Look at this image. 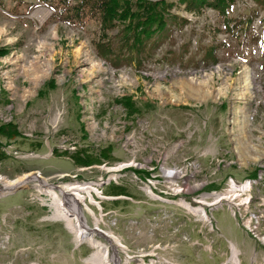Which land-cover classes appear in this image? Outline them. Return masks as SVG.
Listing matches in <instances>:
<instances>
[{
  "label": "rangeland",
  "instance_id": "obj_1",
  "mask_svg": "<svg viewBox=\"0 0 264 264\" xmlns=\"http://www.w3.org/2000/svg\"><path fill=\"white\" fill-rule=\"evenodd\" d=\"M3 2L0 47L8 46L10 53L0 56V123L13 121L21 135L7 142L0 134L8 155L0 160V175L14 180L39 173L51 184L92 181L106 196L94 192L102 212L86 203L103 217L99 227L126 246L117 251L122 263L130 257L128 264H235L228 261L233 243L240 264H264V245L238 225L226 205L212 211L199 202L211 191L209 184L223 189L229 176L243 179L264 167V20L256 3L238 0L231 11L235 19L259 11L253 30L238 35L225 30L213 9L196 15L177 5L173 12L189 22L174 32V42H165L142 68H118L97 55L95 19L81 27L53 18L52 10L38 2L32 11L29 0ZM189 41L198 60L200 47L220 44V61L194 65L188 57L184 62L163 59L169 49L178 51ZM51 78L56 87L39 95ZM190 84L199 92H190ZM124 96H132L140 112L128 115L115 101ZM107 146L111 158L89 167L76 165L69 155H54L55 149L73 154L86 148L100 156ZM121 163L132 165L110 183L126 187L129 196L118 197L116 204L107 195L110 183H96L106 181L112 175L108 168ZM189 163L197 168L185 174L186 190L172 183L183 177L163 178L162 170ZM135 169L145 172L137 175ZM34 183L41 181L0 193V264H87L94 248L88 242L75 246L65 220L52 217L55 205L46 187L38 190ZM181 200L204 206L213 224ZM86 216L93 227L92 216Z\"/></svg>",
  "mask_w": 264,
  "mask_h": 264
},
{
  "label": "trees",
  "instance_id": "obj_2",
  "mask_svg": "<svg viewBox=\"0 0 264 264\" xmlns=\"http://www.w3.org/2000/svg\"><path fill=\"white\" fill-rule=\"evenodd\" d=\"M19 4L26 0H14ZM28 10L32 11L38 2L52 10L55 19L62 20L69 24H77L83 27L88 19H95L98 23L99 37L94 42L97 55L104 59L113 67L137 66L142 68L146 62L153 59L158 49L165 43L175 40L174 32L181 30L189 21L187 18L173 12L177 5H184L187 12L196 15L204 14L207 9H213L218 16L223 19L225 30L233 35H238L237 31L249 32L253 30L252 20L259 14L253 10L246 19H235L231 17V11L238 0H29ZM57 1L59 3H57ZM263 12L261 20H264V0H252ZM0 5H4L0 0ZM242 25V26H240ZM246 25V26H244ZM245 28H244V27ZM259 36L254 35L253 40H258ZM191 41L183 44L178 51L169 49L163 56L164 60L171 62H184L185 57L194 65L203 63L209 65L211 62L217 64L220 61L218 49L220 44L211 43L202 46L201 59H196L190 53ZM10 53L8 46L0 47V56ZM162 60V59H161ZM56 87L55 78L47 80L39 90V95H46L49 90ZM117 103L122 104L132 116L140 109L132 96L116 98ZM0 134L7 138V142L19 137L21 132L13 121L0 123ZM40 145V144H39ZM0 160L8 155L1 148ZM112 147L107 146L101 149L100 156L92 155L86 148L78 149L70 154L67 150L60 152L54 150V155H69L74 163L79 166H89L99 163L102 158H111ZM145 172L143 169H135L138 175ZM256 170L250 173L255 176ZM147 174V172H146ZM220 186L211 183L206 189H218ZM107 195L129 196L128 189L122 185L110 183ZM115 203L118 200L115 199Z\"/></svg>",
  "mask_w": 264,
  "mask_h": 264
},
{
  "label": "bare ground",
  "instance_id": "obj_3",
  "mask_svg": "<svg viewBox=\"0 0 264 264\" xmlns=\"http://www.w3.org/2000/svg\"><path fill=\"white\" fill-rule=\"evenodd\" d=\"M40 10H36L35 14L39 16ZM49 64V62H48ZM39 67V66H38ZM38 69V68H37ZM35 69V70H37ZM49 65L43 72L44 75L49 74ZM37 72V71H36ZM38 73V72H37ZM41 75L42 74H38ZM251 72H246L245 82L247 87L250 84ZM209 78H212L211 76ZM190 92H199V88L190 84L188 85ZM209 89H206L208 93ZM205 91V90H204ZM205 91V92H206ZM210 93V92H209ZM206 94V93H205ZM244 151V150H243ZM109 173L111 172V176L108 175L106 181L96 183L97 185H101L104 183H110V180H114L116 177L118 178L120 173L119 171L122 169L117 168H108ZM163 176H167L168 178H172L174 176H178L177 168L175 169H166L162 170ZM137 177V175H135ZM181 181L177 180V183H182V188H179V191L186 190L189 188V182L185 181V176ZM34 179H39L41 183H34V187L38 190H42L43 186L44 191L48 193L50 198L52 199L51 203L55 205V212L52 215L53 218L63 219L66 222L67 227L74 232L76 245L78 246L80 243L88 242L93 248L94 251L87 259V264H128L130 257H128L124 263L121 262L118 256V249L125 250L126 246L121 242V240L116 237L110 231H103L99 227V222L103 220L102 216L96 215L93 209L89 206L90 204L99 205L97 200L95 199L94 192L98 189L94 183H81V184H51L46 181L39 173L27 174L23 175L14 180L5 179L0 175V193L6 194L13 192L18 187L27 186L28 183ZM152 184V179L150 180ZM264 184V173H261V169L257 170L255 176H249L242 181L234 182V190H249V196L246 198V210H256V206L259 205V196L257 188L261 187ZM197 185V184H196ZM186 186V189L184 188ZM148 192L152 194L154 197H158L154 194L150 188L147 186ZM233 192V183H227L226 187L221 189V196H230ZM202 200L199 201L201 203H207L208 200H220V191H205L202 194ZM88 199V205L86 200ZM180 204L184 207L188 208L190 211H193L196 214H199L203 219L211 222V216L207 213L204 206H192L188 202L181 200ZM54 207V206H53ZM86 213H89L93 220L94 226L90 227L88 225V219ZM242 223H249V213H242ZM95 234L101 235L105 237L109 244H104L101 240L95 237ZM257 240L264 245V236H257ZM239 250L236 245L231 243V255L228 258V261L234 262L235 264H240V260L238 258ZM226 264V263H224Z\"/></svg>",
  "mask_w": 264,
  "mask_h": 264
},
{
  "label": "built area",
  "instance_id": "obj_4",
  "mask_svg": "<svg viewBox=\"0 0 264 264\" xmlns=\"http://www.w3.org/2000/svg\"><path fill=\"white\" fill-rule=\"evenodd\" d=\"M134 159L132 160V162ZM130 163H121L117 166L110 167V168H117V169H126L127 167L131 166ZM196 165L189 163L185 166H176L178 171V176H185V174H192L191 169H193ZM89 167V166H86ZM91 167V166H90ZM256 169H261V173H264V167H257ZM63 176V175H62ZM121 177V176H120ZM245 176V178H247ZM165 180H168L167 176H163ZM243 178V179H245ZM151 180V179H150ZM142 181V180H141ZM235 181H242V179L235 178L233 176H229L226 183H233V192L230 196H221V189H211V191H220V200H208L207 203H202L205 207L209 208V210L214 211L215 209L221 207L222 205H226L231 214L235 217L238 225H240L252 238L257 240V236H264V184L261 187L257 188L258 196H259V205L256 206V210H246V198L249 196V190H234V182ZM83 183H91L90 182H83ZM173 185L179 188H182V183H177V181H172ZM80 184V183H79ZM100 197L104 198L102 190L96 191ZM95 192V193H96ZM110 198H116L114 196H109ZM120 197H127V196H120ZM99 203L100 210L102 212V207ZM242 213H249V223H242ZM105 214V213H102ZM211 219V224L212 223ZM263 260H264V253H263Z\"/></svg>",
  "mask_w": 264,
  "mask_h": 264
},
{
  "label": "water",
  "instance_id": "obj_5",
  "mask_svg": "<svg viewBox=\"0 0 264 264\" xmlns=\"http://www.w3.org/2000/svg\"><path fill=\"white\" fill-rule=\"evenodd\" d=\"M21 188H22V187H18V188H16L14 191L19 190V189H21ZM14 191H13V192H14ZM116 198H117V197H116ZM76 247H77V245H76Z\"/></svg>",
  "mask_w": 264,
  "mask_h": 264
},
{
  "label": "crops",
  "instance_id": "obj_6",
  "mask_svg": "<svg viewBox=\"0 0 264 264\" xmlns=\"http://www.w3.org/2000/svg\"><path fill=\"white\" fill-rule=\"evenodd\" d=\"M75 246H76V244H75ZM78 247V246H77Z\"/></svg>",
  "mask_w": 264,
  "mask_h": 264
}]
</instances>
